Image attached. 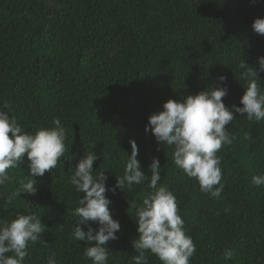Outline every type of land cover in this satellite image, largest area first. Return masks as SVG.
Returning <instances> with one entry per match:
<instances>
[{
	"label": "trees",
	"instance_id": "1",
	"mask_svg": "<svg viewBox=\"0 0 264 264\" xmlns=\"http://www.w3.org/2000/svg\"><path fill=\"white\" fill-rule=\"evenodd\" d=\"M258 17L264 18V0H0V108L8 104L4 110L26 132L55 127L57 118L66 130V152L55 169L35 177L36 194L6 203L29 179L27 154L0 187V220L34 213L44 226L23 264H47L53 253L58 264H92L84 256L88 242L71 237L82 194L69 176L79 159L95 152L94 172L104 171L115 187L133 139L149 180L107 192L121 224L118 239L108 243V264H134L132 241L139 234L129 204H142L153 191L147 186L153 158L160 161L159 184L176 196L196 245L190 264H264V186L252 183L264 174V120L236 114L226 125L234 138L217 153L219 198L201 192L175 165L173 148L145 131L166 101L222 86L221 75L229 89L225 105L242 106L248 82L239 64L258 68L257 57L264 56V35L252 28ZM258 83L264 85V72ZM228 250L231 259L224 258ZM146 256L149 264H161Z\"/></svg>",
	"mask_w": 264,
	"mask_h": 264
},
{
	"label": "clouds",
	"instance_id": "2",
	"mask_svg": "<svg viewBox=\"0 0 264 264\" xmlns=\"http://www.w3.org/2000/svg\"><path fill=\"white\" fill-rule=\"evenodd\" d=\"M252 28L257 34L264 35V18H256ZM257 63L258 68L249 66L245 61L239 64L243 69L240 78L248 82L240 99L242 106L225 105L223 98L228 95L229 89L227 77L221 75L218 82L222 86L208 87L179 102L169 99L163 104V110L152 114L145 125V131H151L158 144L173 148L172 157L177 168L187 177L194 178L200 191L213 198H219L224 188L217 153L224 145L232 144L234 138L226 125L235 120L236 114H246L248 120H264V85L258 83L259 73L264 72V56L257 57ZM5 108L10 109V106L5 103L0 108V187L10 181L8 170L20 167L25 154L30 172L29 179L7 197L6 203L11 204L21 193L36 194L35 177H43L57 167L66 152V130L57 118L53 120L55 127H43L35 133L26 132ZM129 143L131 155L127 154L124 174L116 177L115 187L108 186L104 171L94 172V162L99 158L95 152L79 159L69 176L76 193L82 194L80 206L73 211L79 219L71 237L78 242H88L84 256L91 259L92 264H108V243L118 239L117 233L121 230L119 220L113 219L112 202L107 192H114L116 188L132 189L133 185L149 180L138 159L136 141L133 139ZM160 169L159 159L153 158L147 185L153 191L143 199L142 204H129V208L136 210L135 222L139 234L132 241L135 253H138L133 256V261L134 264H149L146 252H150L161 264H190L196 245L191 236L186 235L176 196L167 185L159 184ZM252 183L264 186V174L253 176ZM93 223L97 227L94 228ZM43 231L40 216L34 213L19 214L10 221L0 220V264H23L29 245L38 243ZM232 255L228 250L224 258L231 259ZM47 264H58L55 253L47 258Z\"/></svg>",
	"mask_w": 264,
	"mask_h": 264
}]
</instances>
